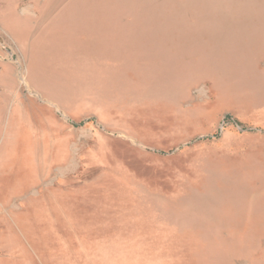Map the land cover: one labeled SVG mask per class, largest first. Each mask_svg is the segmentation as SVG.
I'll return each instance as SVG.
<instances>
[{
  "label": "rangeland",
  "instance_id": "rangeland-1",
  "mask_svg": "<svg viewBox=\"0 0 264 264\" xmlns=\"http://www.w3.org/2000/svg\"><path fill=\"white\" fill-rule=\"evenodd\" d=\"M0 7V264H264V0Z\"/></svg>",
  "mask_w": 264,
  "mask_h": 264
},
{
  "label": "crops",
  "instance_id": "crops-1",
  "mask_svg": "<svg viewBox=\"0 0 264 264\" xmlns=\"http://www.w3.org/2000/svg\"><path fill=\"white\" fill-rule=\"evenodd\" d=\"M7 7H4V8H1L0 7V28H3V29H5L7 32H11V31H9L8 30V28L6 27V25L7 24H5L4 22H6V23H10V25H12L15 21L17 22V24H18V22H19V17H20V15H17L18 17L16 18V16L15 17H13V16H10L9 14H8V12H7ZM14 18H16L15 20H14V22H13V19ZM2 29V30H3ZM0 32H1V30H0ZM15 32V31H14ZM17 32V31H16ZM12 33V32H11Z\"/></svg>",
  "mask_w": 264,
  "mask_h": 264
}]
</instances>
